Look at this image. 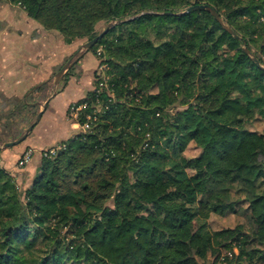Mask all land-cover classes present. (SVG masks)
Masks as SVG:
<instances>
[{
	"label": "trees",
	"instance_id": "16d2710c",
	"mask_svg": "<svg viewBox=\"0 0 264 264\" xmlns=\"http://www.w3.org/2000/svg\"><path fill=\"white\" fill-rule=\"evenodd\" d=\"M4 1L65 44L122 23L89 49L105 69L77 103L87 130L38 155L24 189L0 166V264H203L221 249L219 264H264V131L249 129L264 120V0ZM195 5L237 38L206 9L180 14ZM225 129L247 136L216 169L185 156ZM226 213L244 222L210 230ZM192 221L194 248L179 238Z\"/></svg>",
	"mask_w": 264,
	"mask_h": 264
},
{
	"label": "rangeland",
	"instance_id": "374dc122",
	"mask_svg": "<svg viewBox=\"0 0 264 264\" xmlns=\"http://www.w3.org/2000/svg\"><path fill=\"white\" fill-rule=\"evenodd\" d=\"M26 18L28 17L19 6L10 5L4 0H0V166H6V168H3L15 178L22 189L32 180L39 160L37 152L41 151L26 147L25 141L29 143L36 142L37 146H41L56 139L80 133L82 129L76 123V119L71 117L70 112V106L77 105L79 100L73 101L67 108L66 104L75 99V97L82 95L83 91L91 90L93 82L104 71L98 57L83 48V45L87 42L86 39H78L70 44H65L62 36L55 32L44 31L38 25H35L33 29L29 28L26 24L28 20ZM32 23L34 24V22ZM107 24L98 23L96 32L100 33ZM19 31L25 35L23 36L24 38L19 34ZM39 34H42L41 36L43 37L39 36ZM29 35H31L30 38ZM10 55L19 57V59L22 57L29 59V62H33V64H43L44 67L50 66L48 75L41 78L45 82L34 88L31 86L14 89L6 86L7 80H4L2 73L6 68L5 60ZM69 60L73 61V63L55 83L56 73ZM23 62H21L22 64L18 63L20 69L29 72L31 66L28 63L23 65ZM65 76L67 78L64 79ZM67 80H72L70 87L64 92L56 94L64 88ZM38 87L41 88L36 91L35 89ZM50 98L49 104L28 136L17 145L1 149L4 143L15 141L24 134L25 130L35 121L45 102ZM20 101L26 104L28 108H20V110L15 108L14 104ZM65 112L66 117L64 115ZM5 116L10 118L5 119ZM9 123L8 128L4 130L5 124ZM71 124H75L74 131L71 129ZM249 129L263 132L264 120H255ZM246 136L247 131L225 129L222 139L214 141L204 148L197 147L192 142L189 143L185 149V156L195 159L197 163L205 164L209 170H214L219 163L218 153L224 144L242 143L245 141ZM61 142L44 149L56 147ZM27 149H32L36 152L33 157L36 161H33L32 158L23 168L19 167L18 164H10L9 161L12 158H16L18 161ZM243 222V217L237 213L212 214L207 220L210 230L233 228L236 224ZM197 226V222L192 221L179 236L192 248L195 247L197 240ZM226 254V250L221 249L216 261L215 256H209L203 264H212L214 261L215 264H219Z\"/></svg>",
	"mask_w": 264,
	"mask_h": 264
},
{
	"label": "crops",
	"instance_id": "0c3cea01",
	"mask_svg": "<svg viewBox=\"0 0 264 264\" xmlns=\"http://www.w3.org/2000/svg\"><path fill=\"white\" fill-rule=\"evenodd\" d=\"M26 19H28L26 21V24H27V26L29 28L33 29V27H35V25H38L36 22L32 21L31 19H29V18H26ZM32 22H34V24ZM25 33H27V32H25ZM19 34L22 37L25 36L21 31H19ZM31 35H32V32H31ZM31 35H29V38H30ZM41 35L39 34V36H41ZM41 37H43V36H41ZM23 60H24V62H23ZM21 62H23V65L28 63L31 66V69H30L29 72H26L25 70H21L20 69V66L18 65V63H21ZM5 64H6V66H5L6 68H5V71H3L2 76L4 77V80L5 79L7 80L6 86H9V88H14V89H17V88L18 89H20V88L22 89V88H25V87L28 88V87H31V86H32V88H34L36 86L41 85L42 83L45 82V80H41V78H42V76H47L48 75V73H49L48 69L50 67V66L44 67L43 64H33V62H29V59H26V58H23V57L21 59H19V57H15V56H12V55H10V56H8L6 58ZM7 66H8V68H7ZM71 83H72V80H67L66 83H65L64 88L61 89L60 91H58L56 94H58L59 92L62 93L65 90H67V88L70 87ZM87 91L88 90L83 91L82 95H80L79 97H75V99H72L71 101H69V103L66 104V108L73 101L82 99ZM50 100H51V98L45 102L46 106L49 104ZM44 110H43V112H44ZM64 115L66 117V112H65ZM74 127H75V124H71V129L73 131L75 129ZM71 136H72V134L69 135V136H66L64 138L56 139V140H54V141H52V142H50L48 144H43L41 146H37L36 142L29 143V142L25 141V146L33 148L35 150H42V149L47 148L49 146H52V145H54V144H56L58 142L67 140ZM32 160L36 161V160H34V158ZM9 162H10V164L11 163L15 164L16 158H12V160H10ZM3 167L6 168V166H3Z\"/></svg>",
	"mask_w": 264,
	"mask_h": 264
},
{
	"label": "water",
	"instance_id": "95a60500",
	"mask_svg": "<svg viewBox=\"0 0 264 264\" xmlns=\"http://www.w3.org/2000/svg\"><path fill=\"white\" fill-rule=\"evenodd\" d=\"M197 9H206L208 10L213 16L214 18L219 22V24L222 26L223 29H225L227 32H229L231 35H233V37L237 38V35L234 34V32L227 26L224 24V22L221 20L220 16L216 13V11L208 6V5H195V6H191L187 9H185L184 11L180 12V14H184L187 12H190L192 10H197ZM122 23V21H116V22H109L106 27L93 39H91L90 41L86 42L83 45V48L88 51L91 46H93L111 27H113L115 24H120ZM244 52L254 61L257 63L256 58L246 49L243 48ZM73 63V61L71 62V60L67 61L61 68L60 70L56 73L55 75V83L58 81V79L65 73V71L71 66V64ZM46 107V103L43 105L42 110L37 114L35 121L25 130L24 134L17 140L12 141V142H6L1 146V149H5L14 145L19 144L20 142H22L27 136L28 134L32 131L33 127L35 126V124L38 122V120L40 119L43 110Z\"/></svg>",
	"mask_w": 264,
	"mask_h": 264
},
{
	"label": "built area",
	"instance_id": "2783aa9c",
	"mask_svg": "<svg viewBox=\"0 0 264 264\" xmlns=\"http://www.w3.org/2000/svg\"><path fill=\"white\" fill-rule=\"evenodd\" d=\"M103 69H105V66L102 65ZM104 85V80L102 82H100L99 86L102 87ZM83 108V105H73L70 106V112H71V117L76 119L78 116L79 111ZM88 128V125L85 124L81 127V131L85 132ZM65 149V144H59L56 147H50L48 149H44L41 150L39 152H37L38 155H40L41 157H46V158H51L53 156H55L58 152H60L61 150ZM36 154V152L32 149H27L25 150V152L22 154L21 158L18 160V166L23 168L25 165H27L30 160L34 157V155Z\"/></svg>",
	"mask_w": 264,
	"mask_h": 264
}]
</instances>
